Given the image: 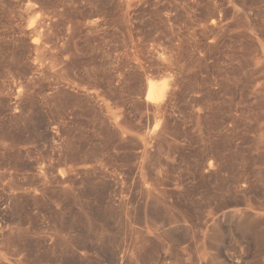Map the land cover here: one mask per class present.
<instances>
[{
  "label": "rangeland",
  "instance_id": "obj_1",
  "mask_svg": "<svg viewBox=\"0 0 264 264\" xmlns=\"http://www.w3.org/2000/svg\"><path fill=\"white\" fill-rule=\"evenodd\" d=\"M0 264H264V0H0Z\"/></svg>",
  "mask_w": 264,
  "mask_h": 264
},
{
  "label": "bare ground",
  "instance_id": "obj_2",
  "mask_svg": "<svg viewBox=\"0 0 264 264\" xmlns=\"http://www.w3.org/2000/svg\"><path fill=\"white\" fill-rule=\"evenodd\" d=\"M166 87H167V83L166 82H163L161 85H156V83L154 81L148 80V88H147V97H146V99L148 101L155 102L156 104H159L158 102L162 101L163 98H164V94H165V91L167 89ZM158 122H160V121H158ZM156 128H157V126H156Z\"/></svg>",
  "mask_w": 264,
  "mask_h": 264
}]
</instances>
